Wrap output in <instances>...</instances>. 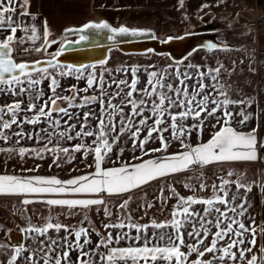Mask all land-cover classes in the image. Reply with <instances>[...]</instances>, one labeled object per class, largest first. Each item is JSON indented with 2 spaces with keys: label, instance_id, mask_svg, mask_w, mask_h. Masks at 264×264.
Here are the masks:
<instances>
[{
  "label": "snow or ice",
  "instance_id": "6c2138e0",
  "mask_svg": "<svg viewBox=\"0 0 264 264\" xmlns=\"http://www.w3.org/2000/svg\"><path fill=\"white\" fill-rule=\"evenodd\" d=\"M29 7L30 0H0V30H5L0 31V95L12 100L0 104V141L15 145L22 140L36 139L44 143L39 148L0 147V152L15 151L21 159L29 153L43 159L50 153L53 163L59 167L57 161L61 154L68 156V162L75 159L74 155H68L70 149L63 143L77 140L71 151L82 152L85 158L92 153L93 161L88 167L94 171L67 180L55 175L0 174V195L25 197L21 201L24 205L44 203L50 209L66 208L69 216L78 214L74 209L90 210L103 205L109 222L101 221L102 234L95 225L84 226L87 212L79 226L63 224L58 215L46 217L43 225H36L30 217H25L26 226L21 228L24 242L0 243V264H264V244L258 246V237H264V225H258L249 213L251 201L247 193L251 192L252 185L232 170L226 172L229 178L220 177L219 184L209 185L204 181L196 186L183 184L191 195H181L176 187L169 186L171 195L167 199L175 198L176 203L170 212L171 218L163 221L156 218L144 224L134 221L127 211L131 201L128 197L116 205L125 213L118 214V222L113 223V212L104 198L129 193L152 181L210 164L255 162L261 158L257 149L258 128L245 132L232 126L234 115L241 117L239 125L247 124L251 114L240 106L251 107L252 101L228 95L218 79L223 65L209 68L207 72L200 71L199 65H186L188 69H195L194 73L179 68L172 72L148 70L154 66L142 70L139 65L117 69L125 74L130 72L129 82L127 78L114 79L105 67L106 59L79 66L61 64L58 58L65 51L63 46L48 54L47 67H39L41 61L18 62L15 46L31 41L34 45L31 50L47 52L52 44L58 43L49 40L52 33L46 20L41 23L42 33L35 23L25 22L23 18L29 16L31 21L37 20L36 15L29 13ZM88 30H107L111 33L108 39L113 42H118L117 37L147 38L159 43L184 39L168 36L159 40L150 30L114 27L107 21L88 22L66 32L78 33L79 40L75 43H79L89 39L85 34ZM18 31L24 35L17 37ZM37 41H42V45H36ZM207 47L211 50L217 45ZM98 66L103 69L99 75ZM104 72H109L111 84L104 79ZM144 73L147 75L142 83ZM69 76L85 80L86 87L73 85L61 89L60 80ZM209 76L214 83L205 84L204 79ZM188 81L193 83L189 85ZM113 84L115 88L109 92L107 89ZM94 88L98 93L80 95ZM64 91L71 95H64ZM61 101L66 106H59ZM92 105H98V110ZM73 109H81L82 116ZM25 124L42 127L25 131ZM209 125L210 130H215L207 141H202ZM194 132L198 140L195 145L191 143ZM128 141H131V159L105 167L106 160L112 161L114 148L117 156H122L121 145ZM174 143L179 150L169 152ZM260 148L264 149V143ZM23 171L36 172L38 167ZM233 176L237 179H230ZM209 188L210 195L198 194ZM163 192L162 188L158 197L162 205L166 204ZM147 207L154 205L149 203ZM61 231L64 236H60ZM93 234L98 238L95 242Z\"/></svg>",
  "mask_w": 264,
  "mask_h": 264
},
{
  "label": "rangeland",
  "instance_id": "374dc122",
  "mask_svg": "<svg viewBox=\"0 0 264 264\" xmlns=\"http://www.w3.org/2000/svg\"><path fill=\"white\" fill-rule=\"evenodd\" d=\"M204 5L208 6L203 7ZM28 10L31 15L37 16V20L33 22L31 16H29L23 18L25 22L35 23L42 33L41 23L46 20L52 33L49 40L62 42L79 38L77 34H68L67 29L80 28L85 23L100 21H107L114 27L127 26L129 28L150 30L155 33L159 40H164L168 36L179 37L199 30H210L212 31L211 35H214L216 41L220 43V46L215 49L210 50L208 47L200 46L183 59L176 60L169 53H157L152 49V51L143 52H124L115 47L110 50L105 67L110 70L114 79L127 78L130 82V72L125 74L117 71V69H127L129 66L139 65L142 70L144 67L154 66L148 67V70L172 72L174 68H179L181 71L194 73L195 69H188L186 65H199L201 66L199 70L205 72L209 68H217L223 65L218 79L224 85V90L227 91L228 95L233 99L243 98L252 101L251 107L240 106V108H246V112L251 114V119L248 120L247 124L252 125L260 117L262 120L264 119V21L255 19L256 5L254 0H183V3H181V0H30ZM211 11L214 12V16L208 22H203L202 16ZM6 34L10 33L6 32ZM16 35L21 37L24 33L18 31ZM36 45H42V41H37ZM15 47L14 55L18 62H33L48 56L45 51L31 50L34 48L31 41ZM25 49H29V51H25ZM50 71L55 70L50 69ZM102 71L103 69H99L98 66L97 74L99 75ZM103 75L104 79L111 84L109 72H104ZM146 75L144 73L141 76L142 83ZM47 83L48 81L44 82L45 85ZM192 83L193 81H188L189 85ZM204 83L209 84L214 83V81L209 76L204 79ZM60 84L61 89H69L73 85L79 88L86 87L85 80H76L72 76L61 79ZM114 88L115 85L113 84L107 90L111 92ZM189 90L191 91V89ZM94 92L98 93V90L94 88L87 94L81 93L80 95H92ZM63 94L71 95L68 91H64ZM45 99H47V96ZM5 102L11 103L12 100L0 95V104ZM77 102H81L79 98ZM59 106L66 105L61 101ZM91 107L98 110V105H92ZM72 111L80 113L81 116L83 114L81 109H73ZM54 115L56 114L54 113ZM217 116H219V113H217ZM65 119L67 118L65 117ZM240 119L241 117L234 115L232 123L238 124ZM73 122L69 121V123ZM61 123L63 125V121ZM212 123H215V121H212ZM13 127L15 128V125ZM33 127L38 129L42 125H24L25 131ZM77 128H79V124H77ZM212 130H210V125L206 127L203 137L207 136ZM13 139H16V137H13ZM91 139V137L88 138L89 141ZM43 143L42 141L38 142L36 139L22 140L20 144L15 145L11 141H0V147L5 149H18L20 146L39 148ZM76 143H78L77 140L63 143L64 147L70 149L68 155L75 156V159L72 160L75 164L72 165L77 167L78 170L90 168L88 165L93 161L92 153H89L85 158L82 152H72L71 148ZM130 145L131 141L121 145L124 148L122 156H117V149L114 148L112 161H115V163L107 160L108 163L119 164L130 160L133 155ZM177 149H179V146L174 143L169 151ZM136 155H139V153H136ZM65 158L68 160V156L61 154L57 162L60 166L57 167L53 163L50 153H46L43 159L35 158L31 153L21 159L15 151H4L0 152V171H14L18 169L17 167H28V169L38 167V171L67 175L69 174L70 165L67 164ZM12 161L21 163L15 165L11 163ZM134 161L136 160H132V162ZM261 185H263L264 194V180ZM162 188L164 189L163 197L166 199V204L163 205L158 199L161 196ZM168 189L169 186L151 187L145 190L142 195L131 197L127 211L132 214L134 221L149 222L150 218L166 219L176 201L175 198L167 199L171 195ZM176 189L181 195H189V191L182 188L181 185L180 187L177 186ZM122 200L106 201L109 209L113 212L111 217L113 223L118 222V214L125 213L124 209L116 207ZM149 203L153 204L154 207L148 208ZM89 214L90 217L87 221H92L91 224L94 222L98 228H101V221L109 222L103 213V209H100L99 212H97V209H90ZM81 215V212L77 214V220H80ZM24 216L20 211L17 213L12 211L10 201L0 200V243L5 239L10 240L9 232L11 229L14 230L19 225H25ZM15 217L19 219L20 224L14 220Z\"/></svg>",
  "mask_w": 264,
  "mask_h": 264
},
{
  "label": "crops",
  "instance_id": "0c3cea01",
  "mask_svg": "<svg viewBox=\"0 0 264 264\" xmlns=\"http://www.w3.org/2000/svg\"><path fill=\"white\" fill-rule=\"evenodd\" d=\"M254 2L256 5L255 19L264 21V0H254ZM263 120L260 117V119H258L256 122L252 123V125L247 124V125H243V126H241L239 124L232 123L233 127H236L238 130H242L245 132L250 131L252 128H258V130L256 132L257 141H258L257 149L261 153V158L255 162H228V163H225L222 165L221 164H210L206 167H203L201 169H197L195 171H187L184 173H180L177 176L164 177V178H161L159 180L152 181L151 183L144 185L143 187L138 188V189H136L132 192H129V193H125L122 195L105 196L104 198L106 201L107 200H112V201L119 200V201H121L123 198L127 199L128 197L138 196L139 194L142 195L145 190H147L151 187H156V186H160V187H163V186H165V187H168V186L177 187V186H179L180 187V185H181V187L184 188L183 184H185V183H190V184L196 186L202 181L207 182L209 185L212 183L219 184L220 183V177L229 178L226 176V172L228 170H232V171L238 173L240 175V178L246 184L252 185L251 192L247 193V197L251 201V207L249 208V213L255 217V220H256L258 225H264V214H263V211H264V194H263V185H261L263 183V180H264V149L260 148V144L264 143V121ZM214 130L215 129H213L212 131H214ZM210 135H211V132L207 136H204L202 138V141H207L210 138ZM196 137H197V135L194 132L192 134V137H191V143L193 145H195L198 142ZM177 150H179V149H177ZM169 152H172V151H169ZM145 159H148V158H145ZM66 160L67 159L65 158V161ZM66 162H67V164L70 165L69 174H67V175H62V174L56 173V172H42V171L25 172V171H23L26 168L28 169V167H24V168L17 167L18 169L14 170V171H11V170L0 171V174L8 173V174H21V175H29V176H31V175H43V176L55 175L60 179L67 180L71 177L89 174V173L94 171L93 168H86L85 170H83V169L78 170L77 167H74V165H72V164H75V162H72V161L68 162V160ZM137 162H139V161H134L133 163H137ZM11 163L17 165V164H20L21 162L12 161ZM117 165L118 164H109L107 160L105 161V167H111V166H117ZM35 168H37V167H35ZM81 168H83V167H81ZM75 170H77V171L74 173ZM254 171H255V173H253ZM230 179L235 180V179H237V176H233ZM184 189L189 191L187 188H184ZM240 191H241V193H243L244 189H241ZM191 194H192V192L189 191V195H191ZM198 194L201 196L210 195L211 189L209 188L207 192L199 191ZM185 196H187V195H185ZM24 198L25 197L18 196V195H0V200H2V201L6 200V201L11 202L12 211H15L16 213L18 211H20L21 213H23L25 215L24 217H30L32 223H34L36 225H43L45 222V218L50 216V215L51 216H57L58 215L60 222H62L63 224L76 225V226L80 225V222L82 220V217H84L85 212H87V216L90 217V214H89L90 210H84V209L75 210L74 209L73 211H78V213L79 212L82 213V215L80 216V220H77V215L69 216L68 215V209H66V208L52 207L50 209V207L44 203H32V204L24 205L21 203V201ZM29 198H34V197H29ZM47 198H49V197H35V199H47ZM68 198H79V197H68ZM174 203H176V201ZM103 207H104L103 205L93 206L91 208V210L97 209V208L103 209ZM246 207H247V205H246ZM34 209H36L37 211L36 210L32 211ZM170 218L171 217L169 214L167 216V219H170ZM14 220L20 224L19 219H17L15 217ZM68 220H69V222L67 223ZM160 221H163V220H160ZM85 222H84L85 227L90 228L92 225L96 226V224H94V222L92 224H90L88 221H85ZM139 223L144 224L147 222H139ZM246 223H247V221H246ZM25 226H26V220H25L24 226L19 225L17 227V229H14V230L11 229L9 232L10 240L5 239L3 242H8L10 244H16V243L24 242V237H23V234L21 232V228H23ZM98 229L101 231L102 234L104 233V230L102 227L98 228ZM109 231H112V230L109 229ZM49 234L51 235L52 233L50 232ZM64 235H65V233L63 231H61L60 236H64ZM97 239L98 238L95 237V235L93 234L94 242ZM186 242H187V239H186ZM260 244H264V237H258V246Z\"/></svg>",
  "mask_w": 264,
  "mask_h": 264
},
{
  "label": "water",
  "instance_id": "95a60500",
  "mask_svg": "<svg viewBox=\"0 0 264 264\" xmlns=\"http://www.w3.org/2000/svg\"><path fill=\"white\" fill-rule=\"evenodd\" d=\"M213 16L214 12L211 11L202 16L201 19L203 22H208ZM68 34L78 33L68 32ZM85 34L89 36L87 41L75 43V41L79 39L68 40L62 45L65 51L58 58L61 64L79 66L81 64L97 63L101 59L107 60L110 50L115 47L124 52H143L152 49L157 53H169L172 58L180 60L189 55L197 46L207 47L208 44H215L217 47L220 46V43L216 41L214 35H211V32L185 34L181 36L184 37V39H174L170 43H159L157 40L133 37H117L118 42H113L108 39L111 33L107 30H88ZM57 42L58 43L52 44V46L48 48L47 54L53 53L58 49L60 41ZM49 58L48 55L47 57L36 60L41 61L38 66L47 67L46 61Z\"/></svg>",
  "mask_w": 264,
  "mask_h": 264
},
{
  "label": "flooded vegetation",
  "instance_id": "af4514ba",
  "mask_svg": "<svg viewBox=\"0 0 264 264\" xmlns=\"http://www.w3.org/2000/svg\"><path fill=\"white\" fill-rule=\"evenodd\" d=\"M201 32H212V31H210V30H199V31H196V32H193V33H201ZM77 35H79V34H77ZM185 35V34H184ZM183 36V35H182ZM179 37H181V36H179ZM210 37V36H209ZM79 39V38H78ZM77 39V40H78ZM66 41H68V40H65V42ZM60 42H62V41H60ZM65 42H63L62 44L60 43V45H59V47H58V49L56 50V51H59V49H60V47H62V45L65 43ZM209 43V42H208ZM198 47H200V46H197L195 49H197ZM194 49V50H195ZM55 51V52H56Z\"/></svg>",
  "mask_w": 264,
  "mask_h": 264
},
{
  "label": "bare ground",
  "instance_id": "6f19581e",
  "mask_svg": "<svg viewBox=\"0 0 264 264\" xmlns=\"http://www.w3.org/2000/svg\"><path fill=\"white\" fill-rule=\"evenodd\" d=\"M15 235V234H14Z\"/></svg>",
  "mask_w": 264,
  "mask_h": 264
}]
</instances>
